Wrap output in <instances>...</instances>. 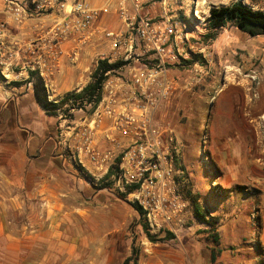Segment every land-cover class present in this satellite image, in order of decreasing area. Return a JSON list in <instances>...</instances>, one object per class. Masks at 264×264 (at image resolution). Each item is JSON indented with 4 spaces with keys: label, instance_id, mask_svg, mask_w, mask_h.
<instances>
[{
    "label": "rangeland",
    "instance_id": "rangeland-1",
    "mask_svg": "<svg viewBox=\"0 0 264 264\" xmlns=\"http://www.w3.org/2000/svg\"><path fill=\"white\" fill-rule=\"evenodd\" d=\"M83 1L94 9L108 7L107 13L101 12L104 31L122 28L115 12L117 0ZM184 1L197 6L199 19L192 15L188 37L181 44V52L187 60L169 68L166 76L172 89L156 108L154 119L160 125H169L176 137L180 165L186 170L181 181L187 186L188 194L184 189L182 193L189 202V211L182 228L176 233L150 230L149 233L154 237L153 242L159 244L198 240L203 246L204 259L212 264H264V36L249 37L230 24L210 29L205 20L211 8L241 1L253 10L264 9V0ZM10 4L12 8L19 5L26 7L27 20L35 19L43 23L45 30L54 22V13L38 9L33 0H3L6 15H9ZM153 10L160 13L159 6H154ZM2 24L4 22L0 21ZM35 39L32 37L28 41ZM93 44L103 47V55L92 64L93 71L99 60L109 59L110 64L128 62L111 71L107 78L126 81L131 67L137 68L146 62V57L134 56L139 52L131 54L127 60L113 55L111 44L103 33ZM76 106L82 111L76 110L72 114L66 112L67 107L61 106L68 118L64 129L73 126L72 120L91 117L93 104L79 103ZM111 125L112 119L103 118L106 148L103 151L111 150L106 139L108 134L120 144L114 148V154L118 155L127 146L128 140L119 133L108 131ZM227 142L230 143V152L232 148L236 150V159L221 153ZM233 162L236 171L231 174L229 171ZM111 172L114 173L112 167L103 171L102 178L108 176L103 186L111 189L106 187L103 190L117 198L120 196L115 192L118 189L114 187ZM101 179L92 180L96 184L95 189L101 188ZM124 194L126 199L120 197L121 200H117L129 208L127 202H131L128 201L127 191ZM191 199L197 200L208 216L214 218L212 226L199 224L194 219ZM124 217H127L126 211ZM137 225L140 228L137 235L134 233V240L149 241L139 215L138 219L130 222L128 230L131 227L135 230ZM134 252L138 253L136 249Z\"/></svg>",
    "mask_w": 264,
    "mask_h": 264
},
{
    "label": "crops",
    "instance_id": "crops-1",
    "mask_svg": "<svg viewBox=\"0 0 264 264\" xmlns=\"http://www.w3.org/2000/svg\"><path fill=\"white\" fill-rule=\"evenodd\" d=\"M3 7L0 0L7 42L14 38L25 44L46 31L35 19L18 24ZM102 30L100 16L90 39L78 46L75 62L68 58L74 41L60 46L59 66L52 77L56 99L89 83L92 64L103 55V47L93 44ZM21 51V46L0 47V264H122L134 249L135 264H212L204 259L198 240L169 244L134 240L140 226L135 230L128 226L138 219L137 213L103 188H94L92 180L101 179L103 169L88 160L82 140L69 136L59 116L47 114L35 101ZM90 119L71 122L86 125ZM93 138L97 149H106L103 119ZM229 145L221 153L236 159V150L230 152ZM230 166L229 173L234 174V162Z\"/></svg>",
    "mask_w": 264,
    "mask_h": 264
},
{
    "label": "built area",
    "instance_id": "built-area-1",
    "mask_svg": "<svg viewBox=\"0 0 264 264\" xmlns=\"http://www.w3.org/2000/svg\"><path fill=\"white\" fill-rule=\"evenodd\" d=\"M33 2L37 3L38 9L54 13L53 24L34 41L21 45L14 38L7 42L2 24L0 47L4 43L12 47L21 46L24 61L28 63L29 82L32 84L39 79L47 100L57 103L59 100L54 97L52 77L59 66L60 46L74 41L68 58L75 62L79 57L78 46L90 39L94 23L101 12L107 13L109 9L91 8L83 0ZM188 3L184 0H117L115 12L122 28L103 30L100 34L103 33L110 42L113 55L127 60L131 54L139 52L134 56L146 57V62H142L140 67H131L126 81L106 77L91 119L86 125L71 122L73 126H67L71 138L76 142L82 140V151L98 170L106 172L112 167L114 187L123 193L127 191L128 201L139 208L143 222L151 232L176 233L182 228L189 211V202L181 189L184 181H181L176 137L169 125H160L154 119L156 108L172 89L166 76L169 68L187 60L181 52V44L188 37L192 15L199 19L197 6ZM154 6L160 7L157 17L150 15ZM8 12L18 24L27 20L26 7L12 8L10 4ZM31 56L36 59L29 61L27 58ZM107 61L110 63L109 59ZM79 103L91 106L85 100H68L63 106L67 107L68 114H72L76 110L82 111L76 106ZM55 112L63 125L67 123L64 109L60 107ZM105 117L112 119L108 131L119 133L128 140L118 155L114 154V148L120 144L108 134L106 139L111 150L100 151L95 146L93 132Z\"/></svg>",
    "mask_w": 264,
    "mask_h": 264
},
{
    "label": "trees",
    "instance_id": "trees-1",
    "mask_svg": "<svg viewBox=\"0 0 264 264\" xmlns=\"http://www.w3.org/2000/svg\"><path fill=\"white\" fill-rule=\"evenodd\" d=\"M207 25L210 29L222 28L226 24H230L242 33L247 34L249 37L264 36V9L253 10L251 7L246 6L241 1H236L229 6H222L219 8H211L208 17L205 19ZM128 62L116 61L114 63H108L107 59L99 60L97 65L92 72V82L83 87L79 92H70L63 96L61 100L57 103H52L47 100L44 87L39 79L32 81V89L35 101L44 109V111L50 115V113L55 112L58 108L63 106L68 100L72 101H86V103L93 104L94 108L100 101V89L107 77V73L111 71L120 69L125 66ZM29 75L32 77L33 73L30 72ZM93 108V109H94ZM179 170L181 171L182 177L186 174V170L183 166L179 164ZM113 173V172H111ZM108 176L100 180L101 188H108V186H103V181L107 180ZM183 189L188 194L187 186L185 182L183 183ZM115 192L123 199H126L124 193H120L117 190ZM193 207V217L199 224H206L212 226V219L208 216L203 206L195 199H191ZM127 204L139 215L140 219L141 212L139 208L132 203L127 202ZM143 231L150 242H153L154 237L149 233L147 225L143 222ZM218 240H215L217 242ZM155 243V242H153ZM218 244V242H217ZM211 250V261H213ZM135 252L133 251L131 256L126 258L122 264H135Z\"/></svg>",
    "mask_w": 264,
    "mask_h": 264
},
{
    "label": "water",
    "instance_id": "water-1",
    "mask_svg": "<svg viewBox=\"0 0 264 264\" xmlns=\"http://www.w3.org/2000/svg\"><path fill=\"white\" fill-rule=\"evenodd\" d=\"M117 198L121 200V198H120V197H117Z\"/></svg>",
    "mask_w": 264,
    "mask_h": 264
}]
</instances>
